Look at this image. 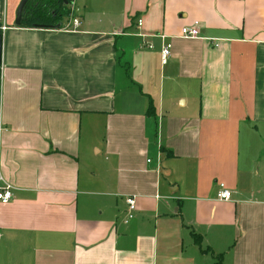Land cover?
<instances>
[{"label":"crops","instance_id":"crops-1","mask_svg":"<svg viewBox=\"0 0 264 264\" xmlns=\"http://www.w3.org/2000/svg\"><path fill=\"white\" fill-rule=\"evenodd\" d=\"M20 2L0 0V264H264V0H74L61 28L15 25Z\"/></svg>","mask_w":264,"mask_h":264},{"label":"trees","instance_id":"trees-1","mask_svg":"<svg viewBox=\"0 0 264 264\" xmlns=\"http://www.w3.org/2000/svg\"><path fill=\"white\" fill-rule=\"evenodd\" d=\"M68 2L69 4L65 5L63 0H29L24 9L20 27H42L43 25L56 26L60 23L61 26L59 28H61L63 25V18H70L72 16L71 7L73 5L74 0H68ZM0 36L3 37L1 21ZM152 109L153 107L151 106L149 111L151 112Z\"/></svg>","mask_w":264,"mask_h":264},{"label":"built area","instance_id":"built-area-1","mask_svg":"<svg viewBox=\"0 0 264 264\" xmlns=\"http://www.w3.org/2000/svg\"><path fill=\"white\" fill-rule=\"evenodd\" d=\"M72 24L74 28H77L80 24L78 18L72 19ZM138 25H142V20H139ZM200 23L198 21H195L193 25L191 26H184L181 29V34L184 37L187 38H199L201 37V33L199 30ZM5 29V27H4ZM148 47L152 48L151 45ZM172 55V44L168 43L165 44L161 50V60L163 64H166L168 60L170 59ZM14 196L13 193V187L10 184H6L5 186L0 185V202L3 204L9 203ZM217 198L219 200L229 201L232 199V191L224 184L219 183V189L217 191ZM124 201L126 203V216H125V222H130L136 214L137 210V198L135 195H127L124 198Z\"/></svg>","mask_w":264,"mask_h":264},{"label":"water","instance_id":"water-1","mask_svg":"<svg viewBox=\"0 0 264 264\" xmlns=\"http://www.w3.org/2000/svg\"><path fill=\"white\" fill-rule=\"evenodd\" d=\"M29 0H21L17 11H16V19H15V25L20 26L23 18L24 9L26 7V4ZM65 5H68V0H63ZM61 24H57L55 27L59 28ZM2 65V36H0V66Z\"/></svg>","mask_w":264,"mask_h":264},{"label":"rangeland","instance_id":"rangeland-1","mask_svg":"<svg viewBox=\"0 0 264 264\" xmlns=\"http://www.w3.org/2000/svg\"><path fill=\"white\" fill-rule=\"evenodd\" d=\"M72 13H73V12H72ZM66 19H67V17H64V18H63V20H66Z\"/></svg>","mask_w":264,"mask_h":264}]
</instances>
